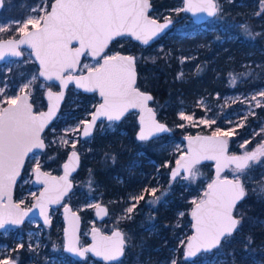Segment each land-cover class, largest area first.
Instances as JSON below:
<instances>
[{"label":"snow or ice","instance_id":"1","mask_svg":"<svg viewBox=\"0 0 264 264\" xmlns=\"http://www.w3.org/2000/svg\"><path fill=\"white\" fill-rule=\"evenodd\" d=\"M264 6V0H260ZM183 7L174 9L177 13L189 11L192 13H206L210 17L216 16L220 11L218 0H183ZM151 5L149 0H54L49 5L47 0H42L40 7L34 8L37 18H28L23 21L18 28L22 38L19 40L0 41V60L5 55L21 56L19 45H28L36 60L39 61V76L46 80H58L62 86H66L69 80H75L78 87L88 91L99 90L103 103L96 107L91 114L90 121H82L84 124L83 136H89L92 126L96 121L105 117L108 121H119L122 116L131 108L140 109V132L138 138L147 140L156 133L168 131L167 127L155 120V113L147 107V102L153 97L140 91L136 87L137 72L135 68L137 57L121 55L119 52L112 56H104L103 64L99 67H89L88 75L74 77L64 76L65 70H74L80 60V56L85 50H90L93 57L104 52L109 42L118 36L131 35L144 45H148L155 37L171 24V19L165 17L164 23H159L156 19H150L147 15ZM43 12L44 15H40ZM264 14L258 12L257 15ZM29 25L31 29L29 30ZM249 39L254 40L259 33L253 34L247 25L241 26ZM5 31L0 27V32ZM73 41L79 43V47L73 48ZM153 60L155 58H152ZM185 59L181 58L183 64ZM180 73L177 78H181ZM230 84L235 86L237 77L229 74ZM36 77L33 76L32 80ZM32 81L24 84L23 89H27ZM4 90L0 89V93ZM49 99L55 97L57 100L63 98V92L48 93ZM257 95L264 97V91L251 97L259 106L260 101ZM5 103L7 107H0V228L10 218L13 224H19L23 216L27 213L19 212V205L12 202V188L24 164L25 157L33 149H43L44 141L41 138L48 121L55 114V106L50 104L47 113H33L32 105L28 103V94L9 97ZM147 113V116H145ZM180 118L192 121L193 117L180 113ZM246 118V117H245ZM201 123L211 124L215 121L202 120ZM111 127V125H109ZM183 127V125H181ZM79 128V125L77 126ZM68 129L67 131H76ZM221 135H231V133H221L216 129L212 136L188 137L187 153L181 156L176 162V168L172 170L173 179L180 173L181 169L187 171L192 177L196 175L195 166L202 159H213L217 163V178L208 184L203 198L193 200L194 205L191 216L195 233L188 238L185 257L195 256L201 250L208 252L219 248L222 240L233 235L242 225L244 215H234L237 204L247 196V189L242 177H247L248 171L253 164L264 159V143L258 145L252 151H245L242 155H227V140L220 139ZM60 143L67 145V139L61 137ZM72 148L75 149V142ZM248 141H245L247 144ZM243 148L244 145H241ZM79 157L72 151L68 163H65V174L62 177H49L47 173L40 170L37 163L33 171L37 180H44L45 191L40 193L37 205L40 214L45 216V223H48L46 207L48 203H59L60 199L71 188L68 182L70 165L78 163ZM234 165V179H220L219 174L222 168ZM255 179V178H253ZM53 184L50 185L49 181ZM63 185L62 189L59 187ZM253 192L258 197H264V182L253 186ZM58 191L59 194L52 198L48 194ZM157 189L153 188L151 193L155 195ZM135 201L132 207L126 209V213H132L139 200L144 196L132 197ZM160 198L156 197V201ZM7 203H4V201ZM156 201H150L155 203ZM23 201H21L22 203ZM92 207V205H90ZM100 212L106 214V209L95 205ZM31 211V209H29ZM67 211V209H66ZM75 215V214H73ZM184 215V213H180ZM130 218V217H128ZM78 220V217H76ZM67 232V230H66ZM98 229H93V244L85 249H77L75 240L69 237L67 248L69 251L79 252L83 256L86 252H92L97 257H102L105 261L118 260L124 253L125 238L121 231H113L110 236L99 235ZM183 244L184 242L181 241ZM19 247H23L20 245ZM29 249L34 250L29 244ZM0 264H16L15 260H0ZM171 264H176L175 260Z\"/></svg>","mask_w":264,"mask_h":264},{"label":"rangeland","instance_id":"2","mask_svg":"<svg viewBox=\"0 0 264 264\" xmlns=\"http://www.w3.org/2000/svg\"><path fill=\"white\" fill-rule=\"evenodd\" d=\"M52 1L53 0H47L49 9ZM222 1L223 0H218L219 6H221ZM177 2H180V5L176 8H155L151 14L161 20L165 17L171 18L176 24V20L173 18L170 10L182 8L183 0H177ZM41 5L42 0H36V3L30 8L29 13L23 18H14L8 13L1 11L0 27L4 28L5 31L0 32V38L19 36L21 32H19L18 28L21 26L22 22L30 17L37 18L33 9L40 7ZM185 14L179 18V20L182 19L181 23L178 25L174 24L173 27L180 29L192 27V23H190V21H194L191 17L185 16ZM40 15H44V13L41 12ZM30 28L31 25H29V29ZM201 28H208V24L202 25ZM172 34L173 31L170 32V35ZM130 40L131 39L129 37L119 38L116 46H113L112 48L109 47L105 54L114 55L120 51L135 53ZM125 45L128 47L123 48ZM24 50L25 55L22 59H10L0 65V89L4 90L0 93V107L5 106V101L9 97L18 96V94L22 92V86L29 81H32V83L27 89H23V91L26 90L32 94L33 101L39 97L41 93L44 94L47 87H52L54 89L58 88L57 83H48L39 76V68L35 63L31 52L28 49ZM260 54L263 56L262 54H264V50H261ZM100 63V59H94L86 56L79 71L84 72L88 69L85 68L84 65H88L91 68L98 67ZM246 64H251V61L241 63L243 66ZM254 64L257 67L255 68L257 71V76L255 77L257 82L255 87H245L243 90L239 91L231 90L224 94H220L218 92H214L212 94L209 92L202 93L197 98L192 100V102H184L178 112V116L180 118V113L183 112L185 115L192 116L193 120L186 121L180 118L181 123L179 125L194 127L197 129L195 130L196 133H214L216 129H220L222 134L231 133V135L224 136L229 139L230 151L232 153L243 154L245 151H252L258 145L264 143V115H255L257 116L255 118V122H258V125L256 126L250 125L248 122V117L252 114H256V108L258 107L256 101L251 100V97L261 91H264V59H257ZM245 70L253 72L254 69L251 67L246 68ZM180 73L184 74V72L181 71L178 75ZM233 75L238 78L237 75ZM33 76L36 77L35 80H32ZM228 84L231 89L234 87L230 84V79L228 80ZM100 100L101 99L96 93L85 94L72 85L68 90L67 98L61 114L44 134L48 147L53 148L54 151H65L67 156L69 151L73 149L71 142H75V149L80 151L81 158L85 152L90 153L92 151L90 142L93 140V137L89 139H82L80 137V132L84 125L81 122L86 121L90 117L93 107H95ZM257 100L260 101L259 105L264 104V97L257 95ZM135 115L137 116L134 112L130 113L126 116L124 122H130L132 120L131 117ZM202 120L215 121V123L204 124L201 123ZM120 123L103 120L99 123L96 133L107 134L110 132H120L122 134H127L125 127L119 126ZM78 125L79 128H77ZM109 125H111V127H109ZM68 129L77 130L74 132H66ZM191 133L193 132H186V134ZM61 137L67 139L70 143L67 145L61 144ZM155 139L160 141L164 148L169 149L171 153L175 154V160L183 151H185L183 137L175 136L173 133H170L161 135ZM245 141H248V143L245 144ZM241 145H244V147L242 148ZM44 152L45 151L37 152L30 156L28 159L30 167L26 172H24V177L22 176V180L18 185L19 196L16 200L20 203L23 201L21 204L24 206L32 205L37 193L40 190L39 186H35L33 184L32 171L37 163L50 172L60 173L62 171L61 168L57 169V165L52 167L46 166L49 161L53 160L54 156L45 155ZM169 165L170 163L167 162L165 170L162 171L163 173L170 174L172 166L169 167ZM195 168V177H192L191 175H180L173 179L170 175L168 178L163 177L164 175L158 172L155 174L156 179L153 183L150 182V179L154 175L150 174L149 178L145 180L143 185L141 184L139 191L137 190L136 192L131 193L124 200L125 204L118 215H114V217L113 214L110 213L109 218L101 223L96 221V217L88 219L87 222L83 224L81 243L85 244L89 241L88 236L92 226L100 225L103 231L107 233H111L115 228H121L124 231L126 238L125 252L127 251V248L133 244L136 245V236L141 238L142 240L138 241L137 244L141 246L142 250L145 249L144 251L147 254L146 259L141 264H171L172 260H175L176 264H264V247L261 250L256 248L257 242L264 239V234L262 232H257L256 234L243 232L241 226L232 236L227 237L219 248L201 253L194 260H187L185 258L184 250L186 242L192 233L191 220L189 217L190 209L193 206L192 201L203 198L207 184L213 178L212 162H206L196 166ZM233 169L234 167L231 166L224 172V175L234 177ZM74 180L75 188L73 190L75 191L72 190L73 192H71L69 197L66 198V201L71 203L75 209L78 211L92 210L94 212L95 205L98 203H106L101 192H93L91 189L89 192H86V190L82 187H78L81 183L80 180L76 179V177H74ZM242 180L245 183L247 195H249L248 190H252L254 185H258L262 183L261 181H264V159H262L259 163L253 164L248 171L247 177H242ZM193 184L197 185V187L193 188ZM177 186L178 189H180L178 193L180 201L187 200L183 197L186 195L188 190H193L194 193L191 194L189 198L191 206L185 209H180L177 213L176 220L172 224L168 220L159 219L157 217V209L155 208L159 205V203L161 204L162 202H165L169 189L175 190ZM153 188L157 189L155 195L151 193ZM78 191H80V193H78ZM141 195L144 196V199L139 200V203L136 204L132 213H126V209L132 207L135 202L131 198H138ZM156 197H159L160 199L156 201ZM78 199H81L82 201L79 204H74L73 200ZM150 201L156 202L150 203ZM90 205H92V207H90ZM180 213H184V215L181 216ZM235 214H245L242 209L240 210V204L236 207ZM51 218L57 225L54 226L55 229H52L54 224L51 227H48L37 219H30L28 221V225L24 224L19 228L4 231L0 240V260L12 258L18 260V264H20V250L25 249L29 252L32 260L27 264H76L71 260H68L67 253L63 249L64 238L62 240L59 238L60 231L64 226L63 223L61 227V222H63L61 207L52 208ZM257 220L258 219H253L252 221L256 222ZM128 221H131V223ZM247 221L250 222V219H247ZM244 222H246V220H243L242 224ZM259 222L261 223V229H264V217L261 218ZM136 228H140V230L137 232ZM142 234L146 236L155 235L162 243L158 246L152 247L149 242L154 243L156 240L151 239L149 241H145L144 236L140 237ZM171 240L175 244L170 243ZM181 241L184 243L182 244ZM225 242H228L231 246L229 250L233 253V255L228 253L224 245ZM29 244L33 246L34 250L29 249ZM48 244L50 245V253L46 250L43 252V248H46ZM20 245H23V247H19ZM84 262L85 264L107 263L100 261L91 255H88L84 259ZM118 262L113 263L118 264Z\"/></svg>","mask_w":264,"mask_h":264},{"label":"trees","instance_id":"3","mask_svg":"<svg viewBox=\"0 0 264 264\" xmlns=\"http://www.w3.org/2000/svg\"><path fill=\"white\" fill-rule=\"evenodd\" d=\"M152 2L153 10L155 8H176L180 5L177 0H152ZM35 3L36 0H6L2 12H6L14 18H23ZM262 10H264V6L261 5L260 0H223L219 13L204 23L198 24L190 21L192 23L191 28L173 27L161 39L148 46L130 40L137 57L138 84L141 88L152 92V104L155 106L159 117L170 124L171 133L175 136L183 137L186 132L196 133L195 130H197L194 127H181L179 125L181 119L178 112L184 102L190 103L205 92L224 94L231 90L239 91L245 87H255L257 82L255 68L257 67L254 62L257 59H264V54H262L263 56L260 54V51L264 50V14L257 15ZM170 11L176 20V24L181 23L182 19L179 20V18L185 12L177 13L174 9ZM185 16L190 17L187 13ZM204 24H208V28L202 29L201 26ZM242 25H247L253 34L259 33L260 35L256 36L254 40L249 39L241 27ZM171 31H173L172 35H170ZM117 40L112 42L110 48L116 46ZM127 47V45L123 46V48ZM181 58H187L183 64L180 62ZM248 61H251V64L241 65V63ZM251 67L254 69L253 72L245 70ZM181 71L184 72L183 76L177 78ZM230 73L238 76L232 89L228 84ZM34 103L37 110L45 108L47 102L44 94L41 93L39 97L34 99ZM255 115H264V104L256 108V114L248 117L250 125H258V122H255L257 117ZM131 119L128 123L124 122L125 119L121 123L119 122V126L125 127L127 134L120 132L95 133L90 142L92 151L82 155L80 168L75 175L76 179L81 182L78 187H82L86 192L91 189L93 192L103 194L105 204L108 205L113 216L118 215L123 209L124 200L131 193L139 191L141 184L143 185L150 174L154 175L150 179L151 183L155 181V174L158 172L162 173L163 177L168 178L170 174L162 171L165 170L167 162L170 163V167L175 161V154L164 148L160 141L138 139L137 116H132ZM44 154L54 156L53 160L49 161L46 166L57 165V169L61 168V164L66 158L65 151H54L51 147H47ZM29 167L30 162L28 160L24 172ZM194 187L196 188L197 185L193 184ZM179 191L178 186L175 190L169 189L165 202L159 203L155 208L159 219L168 220L173 224L178 211L191 206L189 198L194 191H187L183 197L187 199L186 201L179 200ZM248 194L239 203L240 210L242 209L245 213L244 220H246L241 227L246 233L262 232L264 234V229H261L259 222L264 217V197H258L251 189L248 190ZM15 196L16 198L19 196L18 187ZM81 201V199L73 200V203L79 204ZM82 213L84 223L95 217L92 210H82ZM247 219H250V222ZM253 219L258 220L253 222ZM128 222L131 223V221ZM28 223L27 221L24 224L28 225ZM63 223L61 222V227ZM53 224V227L57 226L54 222ZM53 227L52 229H55ZM139 230L140 228H136L137 232ZM141 236L145 237V241L155 239L154 243L149 242L152 247L162 243L155 235L146 236L142 234ZM59 238L60 240L63 239V229L60 231ZM141 240L136 236V245L133 244L127 248L126 254L118 264H141L146 259L145 249L142 250L141 246L137 244ZM170 243L173 241L171 240ZM224 245L228 253L233 255L229 250L231 246L228 242H225ZM49 246L48 244L46 248H43V252L45 250L49 252ZM263 247L264 239L257 242L256 248L261 250ZM20 252V264H27L32 261L27 250L22 249ZM67 257L72 261L71 256L67 254Z\"/></svg>","mask_w":264,"mask_h":264},{"label":"water","instance_id":"4","mask_svg":"<svg viewBox=\"0 0 264 264\" xmlns=\"http://www.w3.org/2000/svg\"><path fill=\"white\" fill-rule=\"evenodd\" d=\"M54 2V0L52 1ZM150 2V9L147 13V15L149 16L150 19H156L159 23H164V19L161 20V19H158L156 17H154L152 14H151V11L153 10V2L152 0H149ZM5 3H6V0H0V12L3 10L4 6H5ZM184 6V5H183ZM50 10V9H49ZM186 13H188L191 17V19L195 22V23H204L214 17H210L208 16L206 13H192V12H189V11H184ZM171 19V18H170ZM171 24L168 26V28L164 29L160 34H158L157 37H155L152 41L149 42L148 45H151L153 44L154 42L158 41L159 39H161L169 30H171V28H173L174 26V20L171 19ZM29 30H32L31 28ZM22 33L17 36V37H13V36H9V37H4V38H0V41H7V40H19L22 38ZM121 37H129L131 40L135 41V42H139L141 45H144L142 44L140 41L136 40L134 37H132L131 35H128V34H125V35H122V36H118V37H114L108 44V46L105 48L104 52H102L99 56H95L93 57L90 53V50H85V52L80 56V60H79V63L77 65V67L72 70L71 72H69V70H65L64 73H62V75L64 76H68L69 74L74 76V77H79L81 75H88V70L87 69L86 71L84 72H80V66L82 65V63L84 62V58L86 56H89L91 58H94V59H100L101 63L100 64H103V59L102 57L104 56H112V55H106V51L108 50V48L110 47V45L112 44V42H114L115 40H117L118 38H121ZM148 45H144V46H148ZM71 47L73 48H76V47H79V43L77 41H73L72 44H71ZM24 49H28L30 52H31V55L35 61V63L37 64L38 68H39V61L36 60L35 58V55L33 54L32 52V49L28 46V45H19V50L22 52V55L21 56H13V55H8L6 54L4 59L0 60V65L3 64L4 62L10 60V59H22L25 55V50ZM121 55H125V56H128V55H131V56H134L136 57V55L134 53H131V52H124V51H120L119 52ZM100 66V65H99ZM98 66V67H99ZM135 68H136V72H137V81H136V87H138L140 89V91L142 92H146L148 94H150L152 97H153V94L152 92L148 91V90H145L143 88H141L138 84V78H139V73H138V68H137V60H136V64H135ZM43 78V77H41ZM46 82L50 83V82H55L58 84V88L57 89H54L52 87H47L45 92H44V96H45V99H46V107L43 108V109H40V110H37L36 107H35V103L33 101V96L32 94H30L28 91L24 90L22 92H20L18 94V96H21V95H24V94H28V103H30L32 105V110H33V113H40V112H44V113H47L48 110H49V106L50 104L54 105L55 106V114L52 116V118L48 121V124L45 126L43 132L41 133V138L43 139L44 141V145L45 147L43 149H33L32 152H30L24 159V164L20 170V175L17 177L16 179V183L14 184L13 188H12V202L14 204H18L19 205V212L20 213H27V215L23 216L22 218V221L21 223L19 224H13L10 222V218L8 217H4V219L8 220L7 223L4 224V227L3 228H0V236L2 235V233L8 229H16V228H19L21 227L25 222L29 221L30 219H37L38 221H41L43 224L47 225L48 227H51L52 226V218H51V210L52 208H58V207H61L62 209V217H63V222H64V226H63V238H64V251L70 255L72 258L76 259V260H83L87 257L88 254H90L92 257L100 260V261H103V262H107V263H113V262H118L120 261L123 257H124V254H125V249H126V243H125V247H124V253L123 255L118 259V260H114V261H105L102 257H97L94 253L92 252H86L83 256L79 255V252H73V251H69L68 248H67V245H68V242H69V237H72L74 240H75V246L77 249H85V248H88L90 245L93 244V229H98L99 230V235H103V236H110L112 234L113 231H121L123 234H124V238H125V233L124 231L121 229V228H115L111 233H107L105 231H103L102 227L100 225H94L91 227V230H90V233H89V242L87 244H84L82 245L81 244V234H82V225H83V219H82V214L80 213V211H78L77 209L74 208V206L69 203L68 201H66V198L69 197L70 193L72 192V190L74 189L75 187V180H74V177L76 175V173L78 172L79 168H80V164H81V154H80V151L78 149H72L66 159L63 161L62 165H61V172L60 173H55V172H50L48 170H46L43 166L39 165L40 166V170L41 172L43 173H47L49 177H56V178H59V177H62L64 176L65 174V169H64V165L65 163H68L69 161V157L72 153V151H75L79 157V161L78 163H72L70 165V170H69V175H68V182L71 184V188L68 190V192L63 196L62 199H60L59 203H48L47 204V207H46V215H47V218H48V223H45V216L44 215H41L40 214V208L39 207H33V205H37L38 204V201H39V198H40V193L41 192H44L45 191V184H44V180L41 179V180H37V177H36V174L34 171H32L33 173V184L35 186H39L40 187V190L39 192L37 193L32 205L30 206H24L23 204H21L20 202H18L16 200V196H15V193H16V189H17V186L18 184L21 182V179H22V176H23V173H24V169H25V166L27 164V161L28 159L30 158V156H32L33 154L37 153V152H43L47 149L48 145H47V141L44 137V134L45 132L47 131V129L58 119L59 115L61 114V110H62V107H63V104L66 100V97H67V94H68V90L69 88L73 85L76 89L82 91L83 93L85 94H93V93H96L97 96L101 99L100 102L97 103V105L94 107L92 113L95 111L96 107H98L101 103H103V98L100 96L99 94V90L98 89H94L92 91H88L86 90L85 88H82V87H78L77 84L75 83V80H69L67 82V85L66 86H62L60 84V81L58 80H52V81H49V80H46L45 78H43ZM49 91H51L52 93H60V92H63V98L62 99H59L57 100L55 97L52 98V100L49 99ZM152 100L148 101L147 102V107L148 108H151L153 110V112L155 113V120L159 123H162L164 124L168 131H165V132H160V133H156L154 134L153 136L149 137V139L147 140H151V139H155L161 135H165V134H170L171 131H172V127L170 126V124L168 122H166L165 120H162L159 115H158V112L155 108V106L152 104ZM4 107H7V104H5ZM136 113L137 114V122H138V129H137V137H138V134L140 132V128H141V124H140V109L139 108H135V109H129L125 114L124 116L121 117V119L119 121H114V122H121L125 119V117L127 115H129L130 113ZM91 113V114H92ZM145 116H147V113H145ZM91 120V115L90 117L86 120V121H90ZM103 120H107V118L105 117H101L99 118L97 121H96V124L92 126V130H91V133L89 136H83L82 133H83V128H84V125L81 129V132H80V137L82 139H87V138H91L95 132H96V129L99 125V123ZM213 133H191V134H185L183 136V140H184V143H185V151H183L179 156L178 158L175 160V163L174 165L171 167L170 169V177H172V170L176 168V162L177 160H180L181 156H184L186 155L187 153V148H188V137H196V136H201V137H204V136H212ZM139 139V138H138ZM220 139H224V140H227V155L231 156V155H242V154H239V153H232L230 151V145H229V139L224 136V135H221L220 136ZM206 162H212L213 163V178L211 179V181L208 183H212L213 180H215L217 178V163L215 160L213 159H202L200 160V162L197 164V165H200V164H204ZM196 165V166H197ZM195 166V167H196ZM231 166L235 167L234 165H229L228 167H225V168H222V170L220 171V174H219V178L220 179H229V180H232L234 179V177H229V176H225L224 175V172L229 169ZM36 167V166H35ZM34 167V168H35ZM180 175H184V176H190V174L185 171L184 169H181L180 170V173L176 176H180ZM49 184L52 185L53 182L50 180L49 181ZM208 184H207V187H208ZM61 189L63 187V185L61 184L59 186ZM207 187H206V190H207ZM59 194L58 191H52L50 192L48 195L52 198L56 197L57 195ZM241 202V201H240ZM239 202V203H240ZM4 203H7V201L5 200ZM238 203V204H239ZM237 204V205H238ZM97 205H99L101 208H104L106 209V214L104 212H100V214L98 215L97 213L99 212V209L97 207H94V212H95V217H96V221L98 223H101L103 221H105L107 218H109L110 216V209L108 207L107 204L105 203H98ZM194 205L192 206V208L190 209V220H191V229H192V233L190 235L193 236L194 233H195V230L193 229L192 227V224L194 223L193 219H192V216H191V211L193 209ZM29 209H31V211H29ZM67 209V211H66ZM75 214V215H73ZM234 215L235 214V211H234ZM76 217H78V220L76 219ZM67 230V232H66ZM234 234V233H233ZM225 240V239H224ZM222 240V242L224 241ZM125 241H126V238H125ZM188 242V241H187ZM187 242H186V246H187ZM221 242V244H222ZM185 246V250H184V255H185V252L187 250V247ZM214 250V249H213ZM212 251V250H211ZM205 251L201 250L200 252H198L195 256H192V257H185L187 260H194L198 257V255H200L201 253H204ZM209 252V251H208ZM10 260H15V259H10ZM16 261V260H15Z\"/></svg>","mask_w":264,"mask_h":264},{"label":"flooded vegetation","instance_id":"5","mask_svg":"<svg viewBox=\"0 0 264 264\" xmlns=\"http://www.w3.org/2000/svg\"><path fill=\"white\" fill-rule=\"evenodd\" d=\"M67 98V97H66ZM65 103V102H64ZM63 106H64V104H63ZM63 108V107H62ZM62 111V110H61ZM49 129V128H48ZM47 129V130H48ZM46 133V132H45ZM96 133V132H95ZM95 135V134H94ZM93 135V136H94ZM92 136V137H93ZM45 137V136H44ZM87 139H89V138H87ZM70 152V151H69ZM68 155V154H67ZM67 157V156H66ZM66 159V158H65ZM63 163V162H62ZM62 165V164H61ZM201 165V164H200ZM198 166V165H197ZM23 175H24V173H23ZM84 211V210H83ZM80 213L82 214V219H83V213H82V211H80ZM53 222H54V220H52V225H53ZM83 224H84V220H83ZM82 228H83V225H82ZM82 235V234H81ZM89 242V241H88ZM87 242V243H88ZM87 243H85V244H87ZM82 244V243H81ZM82 245H84V244H82ZM88 255H90V254H88ZM87 255V256H88ZM70 256V255H69ZM12 259V258H11ZM16 260V259H15ZM68 260H70L69 258H68ZM72 262H74V263H76V264H85V262H84V259L83 260H76V259H74V258H72ZM86 263H87V261H86ZM16 264H18V260H16Z\"/></svg>","mask_w":264,"mask_h":264}]
</instances>
